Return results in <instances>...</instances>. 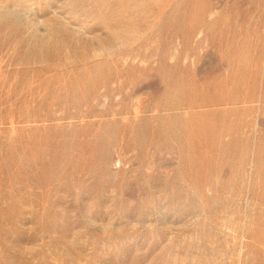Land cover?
I'll use <instances>...</instances> for the list:
<instances>
[{
  "label": "rangeland",
  "instance_id": "obj_1",
  "mask_svg": "<svg viewBox=\"0 0 264 264\" xmlns=\"http://www.w3.org/2000/svg\"><path fill=\"white\" fill-rule=\"evenodd\" d=\"M0 264H264V0H0Z\"/></svg>",
  "mask_w": 264,
  "mask_h": 264
}]
</instances>
